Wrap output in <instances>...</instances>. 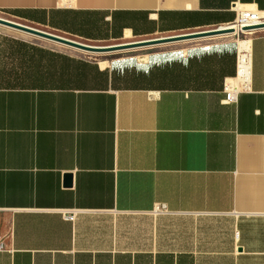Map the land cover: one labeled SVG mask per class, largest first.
Returning a JSON list of instances; mask_svg holds the SVG:
<instances>
[{
	"label": "crops",
	"instance_id": "0c3cea01",
	"mask_svg": "<svg viewBox=\"0 0 264 264\" xmlns=\"http://www.w3.org/2000/svg\"><path fill=\"white\" fill-rule=\"evenodd\" d=\"M247 9L264 0H0L90 43ZM243 41L249 89L227 104ZM141 49L98 60L0 30V264H264V30Z\"/></svg>",
	"mask_w": 264,
	"mask_h": 264
},
{
	"label": "water",
	"instance_id": "95a60500",
	"mask_svg": "<svg viewBox=\"0 0 264 264\" xmlns=\"http://www.w3.org/2000/svg\"><path fill=\"white\" fill-rule=\"evenodd\" d=\"M0 25L14 29L16 31H20L38 38L46 39L60 45H64L82 52L90 53V54H113L117 52H123L128 50L134 49H141L146 47H152L157 45L187 41V40H195V39H202V38H209V37H216L220 35H226L233 33L231 29H214V30H207V31H200L194 33H188L183 35H176L170 37H163L159 39H151V40H144V41H137L132 43H125L119 45H112V46H94L88 45L84 43H80L65 37H61L52 33H48L24 24H20L11 20H7L0 17ZM254 29H264V25L256 27ZM250 30V29H246Z\"/></svg>",
	"mask_w": 264,
	"mask_h": 264
},
{
	"label": "built area",
	"instance_id": "2783aa9c",
	"mask_svg": "<svg viewBox=\"0 0 264 264\" xmlns=\"http://www.w3.org/2000/svg\"><path fill=\"white\" fill-rule=\"evenodd\" d=\"M264 25V11L257 10H240L237 15V19L231 25L225 27H219L217 29H229L234 28L232 35L238 38L246 39L252 36L258 31H263L264 29H254L256 27ZM250 29V30H246ZM251 76V63H250V53H240L238 57V76L236 80L228 81L225 84L224 91L226 93L225 103L232 104L236 103L238 96L241 92L247 91L249 89ZM80 211H69L64 212V217L68 221L74 222ZM3 249V247H0Z\"/></svg>",
	"mask_w": 264,
	"mask_h": 264
},
{
	"label": "rangeland",
	"instance_id": "374dc122",
	"mask_svg": "<svg viewBox=\"0 0 264 264\" xmlns=\"http://www.w3.org/2000/svg\"><path fill=\"white\" fill-rule=\"evenodd\" d=\"M0 17L4 18V19H7V20H11V21L17 22V23H20V24H24V25H27V26H30V27H33V28H37V27H34V26L29 25L27 23L18 21L16 19L10 17L7 13H5L3 11H0ZM2 29H9V28L0 25V30H2ZM39 30H42V31H45V32H48V33L50 32V31H46L44 29H39ZM211 30H214V29H211ZM204 31H207V30H204ZM197 32H200V31H197ZM230 34H233V33H230ZM163 37H166V36H158V37L145 39V40L159 39V38H163ZM65 38H68V39H71V40H74V41H77V42H80V43L88 44V45H94V46H112V45H119V44H125V43H132V42L141 41V40H122V41H118V42H109V43H90V42H85V41H81V40L73 39V38H69V37H65ZM73 51H76L77 53H80L82 55H86L88 57H91V58H94V59H98V60H110V59H113V58H116V57H119L121 55H125V54H128V53L137 54L138 55V54L147 53L150 50H148V49H137V50H132V51L117 52V53H113V54H90V53L82 52V51H79V50H76V49H73Z\"/></svg>",
	"mask_w": 264,
	"mask_h": 264
},
{
	"label": "bare ground",
	"instance_id": "6f19581e",
	"mask_svg": "<svg viewBox=\"0 0 264 264\" xmlns=\"http://www.w3.org/2000/svg\"><path fill=\"white\" fill-rule=\"evenodd\" d=\"M229 29L234 30L233 27H231ZM248 52H249L248 43L243 41L242 42V53H248Z\"/></svg>",
	"mask_w": 264,
	"mask_h": 264
}]
</instances>
